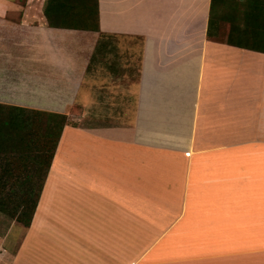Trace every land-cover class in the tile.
<instances>
[{"label":"crops","instance_id":"0c3cea01","mask_svg":"<svg viewBox=\"0 0 264 264\" xmlns=\"http://www.w3.org/2000/svg\"><path fill=\"white\" fill-rule=\"evenodd\" d=\"M211 7L99 0L89 32L0 0V122L69 121L0 264H264V53L209 40Z\"/></svg>","mask_w":264,"mask_h":264},{"label":"trees","instance_id":"16d2710c","mask_svg":"<svg viewBox=\"0 0 264 264\" xmlns=\"http://www.w3.org/2000/svg\"><path fill=\"white\" fill-rule=\"evenodd\" d=\"M243 3L212 0L208 39L264 53V0ZM45 16L50 28L101 31L99 0H46ZM230 21L231 28L227 29L226 23ZM31 115L28 118L23 115L22 120L33 131L19 138L6 128L4 132L2 126L4 121L14 123L17 114H10L0 122V156L6 137L8 145L12 143L18 148L11 157H0V216H8L25 228L33 222L63 130L69 123L66 116L40 112Z\"/></svg>","mask_w":264,"mask_h":264},{"label":"rangeland","instance_id":"374dc122","mask_svg":"<svg viewBox=\"0 0 264 264\" xmlns=\"http://www.w3.org/2000/svg\"><path fill=\"white\" fill-rule=\"evenodd\" d=\"M244 1L245 0H240V3H242V5H243L244 4L243 3ZM217 6H215V10L216 11H218ZM240 9L244 10V7H241ZM228 23H226V28L227 29H230L231 28V25H232V22L230 21ZM238 23H239V21H238ZM135 63H136L135 64V67H136V71H137L138 64H139L138 56L136 57V62ZM30 116H32V115H30ZM25 118H28V117L26 116ZM22 119H24L23 116H17V119H15L14 123H11L10 121H4V122H2V126L4 127L3 131L5 132V128H6L10 132V134L17 136V138H19L20 135H22V134H26L28 132L33 131V127L28 122H25ZM6 134H8V133H6ZM2 137H5V134H3ZM7 139L8 138L6 137V144H5V142L3 143V149H4V151L2 152L3 158L11 157L18 150V148H17V146L15 144H12L11 143L10 145H8L7 144ZM14 221H16V220H13V219L9 218L8 216H5V215L0 216V235L1 236H4L5 235V233L10 228L11 224ZM21 226H23V225H21Z\"/></svg>","mask_w":264,"mask_h":264},{"label":"built area","instance_id":"2783aa9c","mask_svg":"<svg viewBox=\"0 0 264 264\" xmlns=\"http://www.w3.org/2000/svg\"><path fill=\"white\" fill-rule=\"evenodd\" d=\"M7 253V250L3 246V244H0V261H2L3 256H5Z\"/></svg>","mask_w":264,"mask_h":264}]
</instances>
